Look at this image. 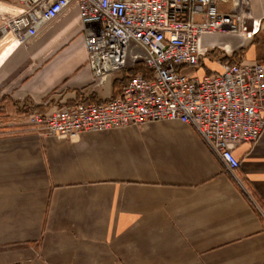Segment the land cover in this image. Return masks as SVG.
Here are the masks:
<instances>
[{
    "label": "crops",
    "instance_id": "obj_1",
    "mask_svg": "<svg viewBox=\"0 0 264 264\" xmlns=\"http://www.w3.org/2000/svg\"><path fill=\"white\" fill-rule=\"evenodd\" d=\"M249 1L259 32L204 35L210 70L264 63V0ZM19 11L0 0V24ZM123 83L94 82L74 4L27 46L0 33V264H262L264 133L235 147L231 174L177 121L73 139L28 125L35 110L117 98Z\"/></svg>",
    "mask_w": 264,
    "mask_h": 264
},
{
    "label": "built area",
    "instance_id": "obj_2",
    "mask_svg": "<svg viewBox=\"0 0 264 264\" xmlns=\"http://www.w3.org/2000/svg\"><path fill=\"white\" fill-rule=\"evenodd\" d=\"M16 1L20 11L1 22L2 37L10 34L18 45L27 46L42 26L74 4L94 82L124 75L117 98L78 102L48 114L30 112L27 122L36 131L73 139L82 133L177 121L193 126L231 174L240 167L235 147L261 139L264 63L218 59L220 70H210L207 61L214 48L202 45L206 34L252 39L261 19L253 18L249 0ZM139 64L149 77L132 74ZM203 70L209 73L200 75Z\"/></svg>",
    "mask_w": 264,
    "mask_h": 264
},
{
    "label": "trees",
    "instance_id": "obj_3",
    "mask_svg": "<svg viewBox=\"0 0 264 264\" xmlns=\"http://www.w3.org/2000/svg\"><path fill=\"white\" fill-rule=\"evenodd\" d=\"M132 74H143L144 76L149 77V72L142 64L137 65V67L132 71Z\"/></svg>",
    "mask_w": 264,
    "mask_h": 264
}]
</instances>
